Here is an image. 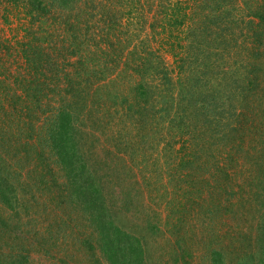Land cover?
<instances>
[{"label": "rangeland", "instance_id": "obj_1", "mask_svg": "<svg viewBox=\"0 0 264 264\" xmlns=\"http://www.w3.org/2000/svg\"><path fill=\"white\" fill-rule=\"evenodd\" d=\"M263 3L230 0L225 18L228 10L215 9L216 0H80L44 17L29 0H3L0 169L7 196L0 192V264H109L98 238L92 249L84 244L92 237L86 205L70 195L64 165L57 155L39 156L36 133L29 140L63 108L82 106L85 92L93 94L91 115L75 117L72 126L83 132L85 151L93 146V159L99 157L93 170L103 198L117 223L144 242L138 254L145 262L212 264L216 250L227 264H251L243 253L255 250L264 231L254 180H264V126L233 87L249 64L264 65V40L248 29L251 8ZM177 8L185 23L169 26L166 12ZM109 18L118 20L110 33ZM226 24L236 42L216 37ZM141 55L159 67L148 83L167 100L158 96L147 109L135 100L142 75L129 70ZM261 87L264 94V77ZM212 89L227 97L212 100ZM230 111L248 118L243 131H231Z\"/></svg>", "mask_w": 264, "mask_h": 264}, {"label": "trees", "instance_id": "obj_2", "mask_svg": "<svg viewBox=\"0 0 264 264\" xmlns=\"http://www.w3.org/2000/svg\"><path fill=\"white\" fill-rule=\"evenodd\" d=\"M2 1L3 0H0V3ZM46 1L48 2V4L46 3ZM78 1L80 0H29L31 5L35 9L43 13L42 16L44 17L50 14L52 10H57V11L60 10V8L63 7V5L66 8L68 7L73 8ZM6 2L13 3L14 0L13 2L12 0L9 1L6 0ZM216 2H218V4L215 9L221 10V8L223 7L225 11L228 10L226 12L223 11L224 17L225 18L229 17L231 11H229L227 3L230 2V0H216ZM128 4L131 5L130 2ZM132 6L133 5L128 7H132ZM131 10L132 9L126 10V12L123 13H128ZM166 13L167 16L165 20L167 21V24L169 26L172 25L178 26V25H183L185 23V17L181 16L178 8L177 10L174 9L173 11L168 10ZM126 15L127 14L121 15L120 13V17ZM249 15H250L249 17L252 18V21L248 22L250 23L248 28L249 31H253L254 39L257 37L260 39L258 42H263L264 3L256 8H251ZM33 16L34 15L32 14V17ZM117 19H119V17ZM117 19L111 18L109 20L111 25V28L107 29L109 30V33L114 31V29L116 28L115 26L116 23L118 22ZM254 21H256L257 23H255ZM209 26L211 25L210 24L205 25L204 30L207 31ZM216 26L219 25L216 24ZM233 28L234 27H231L229 24L224 25L222 28H219L216 37L220 39L222 43L228 42L226 44H230L231 42H236L237 38L232 31ZM193 35L197 36L195 34ZM228 51L229 53H231V51L233 50L232 49L227 50L224 53L227 54ZM133 53L135 52L132 51L131 54ZM260 53L261 52L256 53L255 57L258 58L261 57L259 55ZM73 54L80 55V53L77 51H75ZM25 56L29 59L28 53H25ZM35 62L37 63V60H35ZM132 64L134 65L131 66L129 70L133 71L134 74L142 75L141 81L139 82V84H137L134 87L135 100L142 103V105L145 108L146 107L152 108V106L154 107L153 104L155 101L154 99L158 98V96L160 97L161 95L160 92L161 89L159 85L150 84L148 82L149 79H152L154 76L158 78L161 71L159 70V67L157 65H154V61L151 58V56H147V55L137 56L132 62ZM30 65L31 67L34 66L37 69L39 64H31L30 62ZM245 71H247V73H243V76L240 77L241 80L244 81L241 82L239 79H237L236 82L240 85L235 83L233 88L236 89L241 94V95L239 94L236 95H238L239 96L238 99H241L242 103H244L242 104L243 108H246L251 112H253L256 121H257V115L261 117L259 125L262 127L264 126V94H263V89L261 87V78L264 77V65L256 64V63L249 64L246 67ZM80 73L81 72H78V76H82V74L80 75ZM81 79L82 80L80 82L78 83L76 82V85L79 88L78 91H83L82 81L84 79L83 78ZM15 83L19 84L20 81ZM207 84L210 83L208 82ZM77 86H75V89L77 88ZM211 88L212 87H209V89ZM233 88H229L230 94H233L232 93ZM15 94L17 93L15 92ZM209 94L212 97V100L219 98L220 96L221 98L226 96L223 92L217 89H212L211 91H209ZM82 99L85 100V103L82 106L79 107L75 106L71 108L65 107L59 111V113L56 116V120L54 122L50 123L49 125H43L39 129L33 128V132L31 131L29 140L32 139L33 134L36 133L37 140L39 141L38 142L39 145L38 148L40 149L39 156L40 154L44 155V153H51L58 156L59 163H61L62 166L64 165L63 168L67 172L70 195L71 196L74 195L75 197L81 199L84 205H86L84 212L87 214L86 221L92 232L91 233L92 237L88 236L85 239L84 244L87 245L89 249H92L93 244L91 242V238L93 237L98 238L97 239L98 244L100 245L101 251L106 257L109 264H147L143 259V257L138 254L139 251L143 249L142 243L144 242L136 234L134 233L132 234L131 232L120 226L119 223H117L115 216L110 212V211L114 212L116 210L113 209L110 210L111 205H108L109 201L106 198H103L104 196L103 191L99 187V182L96 181L95 179L97 176L96 175L97 171L95 172L93 170V160L95 159L96 162L97 161L99 162L100 161L99 157L93 159V146L90 148V151H85L84 149L85 144L84 145L82 144L84 142L83 139L85 138L83 132L81 130L77 132L76 131L77 129H74V127L72 126V124H75V117L77 121H81L85 117L86 120H88L86 114L91 115L90 110L93 106V94L90 95L89 93L85 92V95H83ZM87 99H92L91 106L89 105V102L86 101ZM227 99L230 98L228 97ZM166 101L167 100L165 96H163L161 102L166 103ZM257 104L259 108H261V114L257 113ZM146 109L144 110L146 111ZM25 110L29 111L28 107H26ZM163 111L165 110L164 109L160 110V113ZM231 117L233 121H231ZM173 119L174 117H171L169 121L172 124L174 123ZM178 119L180 123L184 125L185 120L183 118H178ZM239 119L240 121H238ZM237 121H238V125H237ZM247 121L248 118L244 119L243 115H240V113L231 116V111L227 119V122L232 124L231 131H233L234 129L236 131L239 130V132L240 130L243 131L245 129ZM227 129L229 131V124L223 127L221 133ZM182 132H184V130H182ZM86 133L87 132H85V134ZM79 138H81L82 140H80ZM89 138L90 141L93 142V132L91 133L89 132L88 139ZM232 147L235 148V146ZM241 147H242V143L240 149ZM36 151L38 150L36 149ZM102 171L103 169L100 170L101 173ZM254 180L256 181L257 191L259 192L260 189V191L262 192V193L259 192L260 194H257L258 196H260L261 200H260L259 210H257L256 212L260 214L258 220L261 221L262 224L261 226L263 227L264 226V180H260L257 178ZM6 181L7 180L4 177H2V172L0 169L1 193H3L6 190L3 188L5 186ZM2 195L6 198L7 193L4 192ZM212 234L214 235L215 233ZM259 236L260 238L258 237L257 239L256 237L255 239V244H256L255 250H253L252 247H249L248 253L246 254L243 253L244 256H242L241 254V256L243 257L242 261H249L251 264H264V231L262 232V235ZM227 250L229 251V249ZM223 253L224 252H218L216 250L212 251L210 253L211 260L213 261L212 264H227L226 260L224 259L225 255H223ZM225 253H226V248H225ZM236 255L238 256V254Z\"/></svg>", "mask_w": 264, "mask_h": 264}]
</instances>
